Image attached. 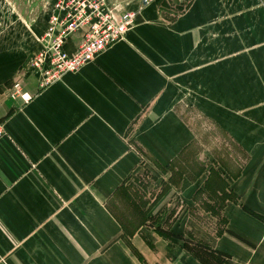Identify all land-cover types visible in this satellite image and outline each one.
Segmentation results:
<instances>
[{
    "label": "crops",
    "instance_id": "1",
    "mask_svg": "<svg viewBox=\"0 0 264 264\" xmlns=\"http://www.w3.org/2000/svg\"><path fill=\"white\" fill-rule=\"evenodd\" d=\"M141 2L123 40L44 88L28 61L49 18L0 15V264H205L174 239L199 233L206 193L226 225L202 240L264 264V0H193L174 18ZM187 110L239 147V168H170L199 140Z\"/></svg>",
    "mask_w": 264,
    "mask_h": 264
},
{
    "label": "built area",
    "instance_id": "2",
    "mask_svg": "<svg viewBox=\"0 0 264 264\" xmlns=\"http://www.w3.org/2000/svg\"><path fill=\"white\" fill-rule=\"evenodd\" d=\"M135 18L136 12L120 11L105 0H57L47 27L38 38L41 47L28 61L39 77V86L44 88L65 74L80 70L123 40ZM72 41L74 49L70 50L68 44ZM14 89L24 100L29 99L26 93H21L19 82ZM5 134L0 118V139Z\"/></svg>",
    "mask_w": 264,
    "mask_h": 264
},
{
    "label": "rangeland",
    "instance_id": "3",
    "mask_svg": "<svg viewBox=\"0 0 264 264\" xmlns=\"http://www.w3.org/2000/svg\"><path fill=\"white\" fill-rule=\"evenodd\" d=\"M56 1L57 0H0V15H7L6 17L8 18L6 11L11 8L16 12L15 15H20L24 18H27L28 21L32 22L33 25L40 24L42 26L52 14ZM105 1L108 5L116 7L120 11H134L130 8L134 0ZM192 1L193 0H150L148 3H155L159 6L163 15L174 18L184 12L192 3ZM142 3L147 4L144 0H142L141 4ZM186 116L192 122L194 127L198 129L199 140L190 149L189 155L192 157L183 163L182 161L174 162L172 165H170L171 169L176 170L178 168L179 172L180 170L184 169V173L188 172L191 176H193L196 173V170L207 164L219 165V163H231L232 165H235H233L235 169L239 168L240 164H242L244 160V155L242 152H240L239 147L235 145L234 142H232L224 132L219 130L211 121H202V119L196 115L194 110H187ZM204 149L206 150L207 154L210 153V157L209 154L208 156L204 154ZM197 154L201 156L198 157L196 156ZM180 176V174L175 173L173 179L179 180ZM134 178L136 179L135 181L137 185L141 186L142 189H146V187L150 183H153L155 179L152 172L143 164L139 168L138 172H136L134 175ZM150 192L151 198L157 196L158 191ZM207 195H209V193H206L205 196L202 194L198 195L201 206L200 210H197L196 213L197 217L199 218V224L201 225V227H199V233L195 235L189 232L190 234L188 233L186 238H183L182 240L174 239L175 242L183 243L184 245H188L189 247L199 250V246H202V244L200 245V240H202L200 236H205L206 233L210 235L212 233H216L217 231H222L225 228V221L218 211L219 206L209 204L208 200L206 199ZM209 196L211 197V195ZM147 198L149 199V197ZM123 208H125V213L127 211L128 214L130 213V215H133L129 206L125 204ZM203 209H209L210 211L215 212L218 211L219 220H213L212 216L209 214L206 215V212L204 213ZM134 213L137 215L136 212ZM203 241L204 243L208 244L205 239Z\"/></svg>",
    "mask_w": 264,
    "mask_h": 264
},
{
    "label": "trees",
    "instance_id": "4",
    "mask_svg": "<svg viewBox=\"0 0 264 264\" xmlns=\"http://www.w3.org/2000/svg\"><path fill=\"white\" fill-rule=\"evenodd\" d=\"M199 250L189 247L193 251L194 255L202 259L205 264H231L225 257V255L219 251L212 249L208 244L200 240Z\"/></svg>",
    "mask_w": 264,
    "mask_h": 264
}]
</instances>
